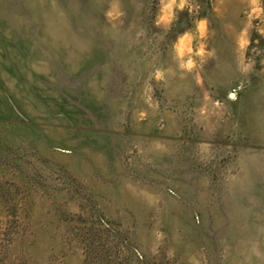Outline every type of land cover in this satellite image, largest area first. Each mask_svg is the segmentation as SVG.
Listing matches in <instances>:
<instances>
[{"label":"rangeland","instance_id":"obj_1","mask_svg":"<svg viewBox=\"0 0 264 264\" xmlns=\"http://www.w3.org/2000/svg\"><path fill=\"white\" fill-rule=\"evenodd\" d=\"M0 264H264V0H0Z\"/></svg>","mask_w":264,"mask_h":264},{"label":"water","instance_id":"obj_2","mask_svg":"<svg viewBox=\"0 0 264 264\" xmlns=\"http://www.w3.org/2000/svg\"><path fill=\"white\" fill-rule=\"evenodd\" d=\"M234 94H231V97H233Z\"/></svg>","mask_w":264,"mask_h":264},{"label":"bare ground","instance_id":"obj_3","mask_svg":"<svg viewBox=\"0 0 264 264\" xmlns=\"http://www.w3.org/2000/svg\"><path fill=\"white\" fill-rule=\"evenodd\" d=\"M233 97H235V95H233Z\"/></svg>","mask_w":264,"mask_h":264}]
</instances>
